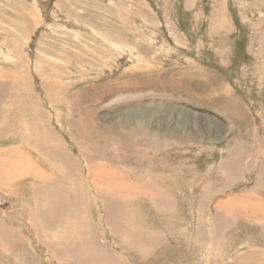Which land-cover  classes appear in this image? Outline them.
I'll return each mask as SVG.
<instances>
[{
	"label": "rangeland",
	"instance_id": "obj_1",
	"mask_svg": "<svg viewBox=\"0 0 264 264\" xmlns=\"http://www.w3.org/2000/svg\"><path fill=\"white\" fill-rule=\"evenodd\" d=\"M0 264H264V0H0Z\"/></svg>",
	"mask_w": 264,
	"mask_h": 264
},
{
	"label": "bare ground",
	"instance_id": "obj_2",
	"mask_svg": "<svg viewBox=\"0 0 264 264\" xmlns=\"http://www.w3.org/2000/svg\"><path fill=\"white\" fill-rule=\"evenodd\" d=\"M59 162H61V161H59ZM62 164H63V163H61L60 166H61ZM24 166H25V165H24ZM19 167H20L19 170L22 171V173H23V171H24L25 168L22 169L21 166H19ZM25 167H29V166L26 165ZM33 168H34V167H33ZM62 168L65 169V168L63 167V165H62ZM34 170L36 171V169H34ZM61 170H62V169H61ZM36 172H37V171H36ZM24 173H25V171H24ZM65 173H66V172H65ZM119 185H121V184H119ZM123 189H124V188H122V189H120V190H123ZM125 190H126V189H125ZM126 191H127V190H126ZM41 207H42V206H41ZM43 207H44V206H43ZM244 209H245V208H244ZM253 211H254V210H253ZM248 214H249V212H248ZM75 259H76V258H75Z\"/></svg>",
	"mask_w": 264,
	"mask_h": 264
}]
</instances>
